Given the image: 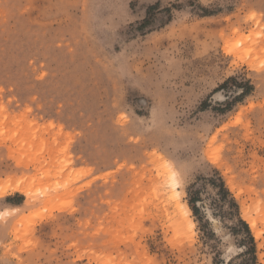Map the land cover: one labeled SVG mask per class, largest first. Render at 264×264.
Wrapping results in <instances>:
<instances>
[{
    "label": "rangeland",
    "instance_id": "1",
    "mask_svg": "<svg viewBox=\"0 0 264 264\" xmlns=\"http://www.w3.org/2000/svg\"><path fill=\"white\" fill-rule=\"evenodd\" d=\"M10 181L0 264H264V0H0Z\"/></svg>",
    "mask_w": 264,
    "mask_h": 264
},
{
    "label": "bare ground",
    "instance_id": "2",
    "mask_svg": "<svg viewBox=\"0 0 264 264\" xmlns=\"http://www.w3.org/2000/svg\"><path fill=\"white\" fill-rule=\"evenodd\" d=\"M170 184L172 186V189L174 192H178V189H177V185L179 184L177 181L178 179H174V173L170 174ZM178 183V184H177ZM23 185L19 182H16V181H10L8 183H5L3 185L0 186V196H3L9 192H13V191H23ZM31 193V192H30ZM178 194V193H177ZM187 212L190 211L189 207L187 205H185L184 207ZM185 219H184V222H185V226L186 227H192L193 226V222L192 220L186 218V216H184ZM249 224L250 226L252 227V230L256 233V234H259V232H257L256 228H255V222L252 220V219H249Z\"/></svg>",
    "mask_w": 264,
    "mask_h": 264
},
{
    "label": "trees",
    "instance_id": "3",
    "mask_svg": "<svg viewBox=\"0 0 264 264\" xmlns=\"http://www.w3.org/2000/svg\"><path fill=\"white\" fill-rule=\"evenodd\" d=\"M222 189H223V188H222ZM191 208H192V210H193L194 213L197 212V209H196L194 206H191ZM240 221H241V220H240ZM241 223H243V225H244L245 227H247L246 224H245L243 221H241Z\"/></svg>",
    "mask_w": 264,
    "mask_h": 264
}]
</instances>
